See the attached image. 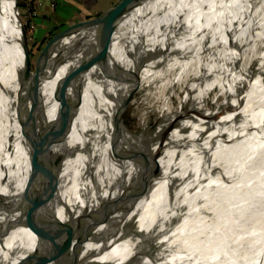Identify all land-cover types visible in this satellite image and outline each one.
<instances>
[{"label": "bare ground", "instance_id": "obj_1", "mask_svg": "<svg viewBox=\"0 0 264 264\" xmlns=\"http://www.w3.org/2000/svg\"><path fill=\"white\" fill-rule=\"evenodd\" d=\"M147 1L58 41L41 64L39 123L57 119L62 82L81 103L53 149V207L91 213L82 264H264V0H158L138 21ZM22 21L16 0H0V264L44 261L49 242L32 227L70 221L29 183ZM78 49L83 69L68 70ZM136 86L160 116L115 141Z\"/></svg>", "mask_w": 264, "mask_h": 264}, {"label": "water", "instance_id": "obj_2", "mask_svg": "<svg viewBox=\"0 0 264 264\" xmlns=\"http://www.w3.org/2000/svg\"><path fill=\"white\" fill-rule=\"evenodd\" d=\"M130 0H115V2L108 8L100 12L96 17L85 16L77 20H83L82 24H77L76 20L65 25L61 30L53 34L39 51L42 42L34 48L30 44L26 29L24 28L22 16L19 17L22 21V29L24 34V56L25 68L19 71V79L22 88L26 89L25 101L31 102V107L25 113V121L21 120V130L24 134L27 145L31 149L30 159V182L32 185L36 182L40 189H38L39 201L45 206H51L52 211L59 209L65 211L68 215L69 222L60 223L59 229L52 227L44 229L42 227H32L36 234H41L49 242L48 255L42 262L28 261L19 262L18 264H82V257L84 255V246L88 242L91 213L84 212L82 215L75 216L70 212L68 205L59 204L58 207H53V203L57 196L60 184V176H58L57 156L54 155V148L65 143L69 133L71 132L73 121L81 106L77 99H72L69 96L68 86L62 82L57 90V98L60 102L59 114L57 119L51 124H41L37 120V108L39 106V97L41 84L44 80L49 78L43 77L41 73V64L51 48L55 43L71 35L72 33L81 32L87 24L92 25L97 32H103L105 27L110 23L119 12L122 11L125 4ZM16 7L19 11L18 3L16 0ZM189 13L185 15L184 26L187 27V20ZM179 46V45H176ZM176 48V47H175ZM38 53H35V52ZM37 55L38 59L35 63L33 58ZM159 59V57H157ZM138 86L131 91L126 99L125 106V120L124 128L119 130L116 134L115 141H118L128 128L129 111L133 109V97L137 95ZM114 141V142H115ZM66 149V148H65ZM80 180V179H79ZM73 181H71L72 185ZM69 195H71L69 193ZM55 208V209H54Z\"/></svg>", "mask_w": 264, "mask_h": 264}, {"label": "crops", "instance_id": "obj_3", "mask_svg": "<svg viewBox=\"0 0 264 264\" xmlns=\"http://www.w3.org/2000/svg\"><path fill=\"white\" fill-rule=\"evenodd\" d=\"M52 1H55V6H53ZM157 1L158 0H148L140 9L131 14L135 13L138 21H142L151 14ZM26 3L27 0H25V4ZM98 5L99 4L94 0H44L43 5L39 9V15L34 19L36 24L35 36L37 37V40L39 39L38 42L44 41L45 36L50 32L51 26L62 22L67 25L72 21L81 18L83 14L85 16L92 15L90 12L97 10ZM126 20L127 18L124 20L125 28L128 25ZM116 48L110 50V52H115ZM85 53L86 49H78L73 54L71 60H69L68 70L78 72L80 69H83V57ZM98 69V67L94 68L91 73ZM85 75H87V73Z\"/></svg>", "mask_w": 264, "mask_h": 264}, {"label": "rangeland", "instance_id": "obj_4", "mask_svg": "<svg viewBox=\"0 0 264 264\" xmlns=\"http://www.w3.org/2000/svg\"><path fill=\"white\" fill-rule=\"evenodd\" d=\"M96 3H98L97 10H93L90 13L92 15H87L88 17L91 18V16L96 17L100 14L101 11L104 9L110 7L115 0H94ZM17 3H19V13L21 16L25 14V9L27 5L25 4V0H17ZM85 15L83 14L81 17H84ZM66 24L64 22L55 24L51 26L50 32L45 36L44 41L42 42V45L39 49L43 47V44L46 42L45 40H48L53 34H55L57 31L61 30ZM39 40V39H38ZM30 42V41H29ZM32 42V41H31ZM30 42V44H31ZM35 53H38L37 51ZM37 56V55H36ZM36 56L33 58L35 59ZM184 88V86H183ZM177 89V90H176ZM175 91L173 92V101L176 103L179 99L180 93V87H177ZM133 91V89L131 90ZM129 92V95L131 93ZM137 95L133 97V109L129 111V122H128V129L131 131H136L139 130L145 126L151 125L154 126L157 123V118L160 116V111H159V106L154 104V103H149L145 104L142 103L141 94L137 91ZM180 93V94H179ZM183 95V94H182ZM30 101H25V97L21 94V101L19 103V107L24 106L26 104H30ZM126 111V110H125ZM150 122V123H149ZM131 127V128H130Z\"/></svg>", "mask_w": 264, "mask_h": 264}, {"label": "built area", "instance_id": "obj_5", "mask_svg": "<svg viewBox=\"0 0 264 264\" xmlns=\"http://www.w3.org/2000/svg\"><path fill=\"white\" fill-rule=\"evenodd\" d=\"M44 0H29L27 7L25 9V14L22 16L23 25L26 29L28 38L31 42L32 47L38 45L37 37L35 36L36 24L34 19L39 15V9L43 5ZM53 6H55V1H52Z\"/></svg>", "mask_w": 264, "mask_h": 264}, {"label": "trees", "instance_id": "obj_6", "mask_svg": "<svg viewBox=\"0 0 264 264\" xmlns=\"http://www.w3.org/2000/svg\"><path fill=\"white\" fill-rule=\"evenodd\" d=\"M28 1H29V0H27V3H26V4H28ZM18 4H19V3H18ZM18 6H21V5H18ZM152 11H153V10H152ZM152 11H151V13H152Z\"/></svg>", "mask_w": 264, "mask_h": 264}]
</instances>
